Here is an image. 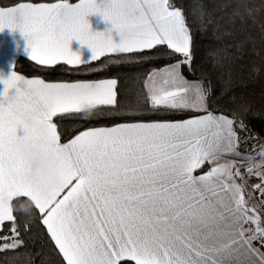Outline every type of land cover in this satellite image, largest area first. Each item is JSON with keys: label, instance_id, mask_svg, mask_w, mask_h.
I'll list each match as a JSON object with an SVG mask.
<instances>
[{"label": "snow or ice", "instance_id": "1", "mask_svg": "<svg viewBox=\"0 0 264 264\" xmlns=\"http://www.w3.org/2000/svg\"><path fill=\"white\" fill-rule=\"evenodd\" d=\"M189 12L199 30H210L217 41L214 67L227 92L231 64L247 45L256 46L250 29L258 26L264 45V0H192ZM91 15L110 25L106 32L91 30ZM5 28L19 31L29 59L44 67L91 69L101 57L138 62L148 51L173 62L147 74V106L124 111L118 109L116 79L48 82L16 72L0 78V252L18 255L25 244L13 208L15 198L25 197L38 213L40 238L52 253L49 264H264L258 214L264 206V145L259 161L242 156L236 129L251 138L244 119L251 106L241 105L231 117L215 114L207 105L211 82L205 88L183 75L184 66L193 71L195 59L183 5L0 0V31ZM73 40L91 50L89 61L70 50ZM161 111L175 115L160 118ZM73 114L120 118L65 137L62 121ZM36 145L58 180L30 178L32 161L20 151ZM226 156L248 163L222 160ZM205 164L208 170L195 174ZM251 176L259 182L249 185ZM23 227L24 234L31 231L30 224Z\"/></svg>", "mask_w": 264, "mask_h": 264}, {"label": "trees", "instance_id": "2", "mask_svg": "<svg viewBox=\"0 0 264 264\" xmlns=\"http://www.w3.org/2000/svg\"><path fill=\"white\" fill-rule=\"evenodd\" d=\"M175 2L184 6L189 24L193 29L195 43L193 71H188L187 66H184L183 75L188 80L202 82L205 88L211 82V99L207 100V105L215 114H224L231 117L233 111L240 112L241 105H250L253 111L245 116L244 119L249 125L251 139L253 141L260 140L264 143V45H261L259 40L258 26L250 29L256 37L255 48L247 45L242 55L233 61L231 64L233 85L229 91L222 92V85L219 79L220 69L214 67L215 56L213 53L217 46V41L212 37L210 30L201 32L197 23L194 22L195 17L189 12L192 0H175ZM204 2L207 3L208 0H204ZM237 2L238 0H232L234 5ZM251 2L259 5L261 0H251ZM160 47L162 51H168L166 46ZM171 62H173V58L159 55L155 51H148L146 57L139 59L138 62L116 63L101 57L98 61L92 62L91 69L87 66L75 68L63 64L44 67L23 57H17L13 70L25 77L41 78L48 82H70L75 79H116L118 109L124 111L135 108L138 104L147 106L144 88L147 74L153 69H159ZM173 115L175 114L166 111L157 113L160 118H170ZM119 118L110 115L83 118L73 114L65 117L62 121L61 131L65 137H70L81 130L82 126H102L111 119ZM236 131L239 133L240 140L244 139L248 134L247 132H241L238 128ZM208 167L209 165L205 164L195 174L198 175L202 171H207ZM252 180L249 179L248 181ZM22 206L29 207L30 211H24ZM13 208L17 223L21 225V233L25 244L19 249L18 255L0 252V264H49L52 253L44 240L40 238V226L36 220L38 213L35 212L25 197L15 198L13 200ZM26 223L31 225V231L24 234L23 225Z\"/></svg>", "mask_w": 264, "mask_h": 264}, {"label": "crops", "instance_id": "3", "mask_svg": "<svg viewBox=\"0 0 264 264\" xmlns=\"http://www.w3.org/2000/svg\"><path fill=\"white\" fill-rule=\"evenodd\" d=\"M86 19L88 20L93 32H106L107 28L110 27V25L106 24L98 15H91L86 17ZM113 39L115 41H118V37L114 33ZM25 48L26 41L19 31H13L8 28L0 31V78H7L11 72H14L13 65L17 57H23L31 61L29 59L28 53L25 51ZM70 50L77 53L80 56L81 60L85 62L89 61L92 55L91 50L86 45H81L78 41L75 40L71 41ZM31 62L35 63L34 61ZM2 91L3 84H0V92ZM12 93L13 90H10L9 95H11ZM229 157L230 156L222 157V160H227ZM258 214L262 218V221H264V206L258 209ZM244 227L248 228L250 227V225L245 224ZM253 243L255 244V241H253Z\"/></svg>", "mask_w": 264, "mask_h": 264}, {"label": "clouds", "instance_id": "4", "mask_svg": "<svg viewBox=\"0 0 264 264\" xmlns=\"http://www.w3.org/2000/svg\"><path fill=\"white\" fill-rule=\"evenodd\" d=\"M31 113H25L26 117H30ZM20 154L32 161V167L29 176L34 181H41L49 177L58 180L59 176L54 174L48 158L42 153L41 148L36 146H25L21 149ZM24 211H30L29 207L22 206Z\"/></svg>", "mask_w": 264, "mask_h": 264}, {"label": "rangeland", "instance_id": "5", "mask_svg": "<svg viewBox=\"0 0 264 264\" xmlns=\"http://www.w3.org/2000/svg\"><path fill=\"white\" fill-rule=\"evenodd\" d=\"M260 151L261 150H259L257 153H255L254 155H255V157H256V159H257V161H259V159H260ZM244 155H248V154H242V156H244ZM227 160H231V161H233L235 164H237V165H245V164H247L248 163V160H246V159H243L242 157H238V156H230ZM240 171L243 173L244 172V168L243 167H241L240 168ZM248 180L249 179H253L252 181H248V184L249 185H251V184H254V183H258L259 181L257 180V178H255V177H248L247 178ZM254 180H256V181H254ZM239 182V181H238ZM248 190H250V189H246V194H247V191ZM253 196H254V202H258L259 201V199H260V196H259V194L258 193H253ZM263 219H264V217H263ZM261 220H262V218H261ZM255 244H257L258 246H259V243L257 242V241H255Z\"/></svg>", "mask_w": 264, "mask_h": 264}, {"label": "water", "instance_id": "6", "mask_svg": "<svg viewBox=\"0 0 264 264\" xmlns=\"http://www.w3.org/2000/svg\"><path fill=\"white\" fill-rule=\"evenodd\" d=\"M248 134L244 137V139L240 140V152L241 154H248V155H254L257 153L261 146L264 145V143L260 140H257L253 143L250 142V138H247ZM251 146V150H248V148Z\"/></svg>", "mask_w": 264, "mask_h": 264}, {"label": "flooded vegetation", "instance_id": "7", "mask_svg": "<svg viewBox=\"0 0 264 264\" xmlns=\"http://www.w3.org/2000/svg\"><path fill=\"white\" fill-rule=\"evenodd\" d=\"M250 142L251 143H253V142H255V141H253L251 138H250ZM252 148H251V146L248 148V150H251Z\"/></svg>", "mask_w": 264, "mask_h": 264}]
</instances>
